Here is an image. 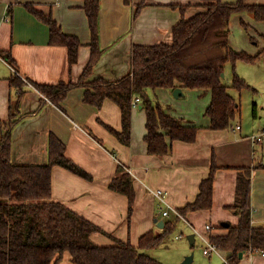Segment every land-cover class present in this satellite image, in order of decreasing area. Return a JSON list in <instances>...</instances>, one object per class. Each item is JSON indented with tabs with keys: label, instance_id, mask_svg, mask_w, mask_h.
I'll use <instances>...</instances> for the list:
<instances>
[{
	"label": "crops",
	"instance_id": "1",
	"mask_svg": "<svg viewBox=\"0 0 264 264\" xmlns=\"http://www.w3.org/2000/svg\"><path fill=\"white\" fill-rule=\"evenodd\" d=\"M26 3H32L45 14L50 13L63 33L78 38L80 45L74 64H69L65 46L49 43L48 25L28 11L24 6ZM198 3L199 0H129V3L100 0L98 40L103 52L88 80L97 77L115 80L130 71L134 44L171 43L173 26L182 17L188 19L204 10ZM186 4L189 6L181 11L180 6ZM246 4H264V0H246ZM83 5L84 0H0V55L9 58L12 61L9 63L33 85L77 82L89 61L92 37ZM138 5L141 7L134 16ZM228 42L237 51L255 55L264 48V21L254 19L249 13L234 14L229 21ZM261 59L257 62L261 63ZM12 75V70L0 59L1 121L8 118L9 103L18 94L17 88L9 82ZM22 86L24 93L19 109L23 117L12 129L13 163H46L48 135L55 134L64 142L66 156L87 171L91 179L56 165L51 171L52 198L114 238L136 245L143 233L149 230L160 233L162 227L157 226L158 221L177 217L172 212L169 217L162 216V209L151 191H164L166 204L175 209L194 201L200 182L209 173L212 156L217 168L212 183L211 208L188 211L181 214L183 217L179 220L191 231L194 228L202 232L209 222L212 226L207 237L210 239L227 233L229 225L236 226L239 222V214L231 206L236 199L238 172L247 168L251 225L264 226V141L257 143L251 138L264 129V122L254 125L248 121L250 124L245 127L240 122H232L224 129H209L208 118L199 121L194 112L201 102L204 113L211 99L210 90L178 86L182 95L193 91L191 97L195 102L188 98L189 104L184 106L185 102L180 105L179 100H174L182 95L171 96L174 89H155L167 104L163 107L166 113L182 117L186 124L197 126L198 130L193 142L167 140L170 144L168 152L153 155L147 152L143 138L146 116L141 103L131 107L130 141L123 144L106 128L108 125L121 129L120 108L111 99H104L97 109L84 102L85 88L77 86L68 92L59 107L46 101L36 88ZM204 95H207L206 99L199 101ZM261 105L264 106V100ZM256 107L257 103L253 102V113ZM253 116L260 117L258 113ZM119 164L133 178L135 199L129 218L127 197L108 186ZM162 208L167 207L162 205ZM191 235L190 244L195 241V234ZM91 239L102 245L113 243L101 233L92 234ZM146 253L157 259L150 249ZM220 253L225 257L221 250ZM59 264L73 263L65 254ZM238 264H264V251L250 253L248 250L242 253Z\"/></svg>",
	"mask_w": 264,
	"mask_h": 264
},
{
	"label": "trees",
	"instance_id": "2",
	"mask_svg": "<svg viewBox=\"0 0 264 264\" xmlns=\"http://www.w3.org/2000/svg\"><path fill=\"white\" fill-rule=\"evenodd\" d=\"M129 3V0H125ZM141 5V4H140ZM140 5L134 11L136 15ZM204 10L186 19L182 17L172 28V42L152 45L134 44L131 50V69L115 80L101 77L88 80L92 67L102 55L98 40L100 0H84L83 9L91 31L90 58L77 82L55 84L36 83L35 88L51 103L61 106L68 92L77 86L85 88L84 102L100 108L104 99H111L120 108L121 129L106 128L123 144L130 141L131 101L141 100L145 111L147 152L163 155L169 150V141L193 142L198 127L188 125L182 117L168 114L163 106L149 97L147 91L176 87L210 90L211 99L204 110L209 129L229 127L239 112L240 103L227 91L221 74L226 63L233 67L230 86L239 92L250 86L235 73V64L242 60L256 63L264 48L255 55L237 51L229 45V21L234 14L249 13L264 21V4H246V0L223 2L199 0ZM25 8L48 25L49 43L67 48L70 65L77 60L80 42L76 36L67 35L58 27L51 14L37 10L32 3ZM189 4L180 6L181 11ZM242 25L245 23L241 21ZM0 53H2L0 51ZM8 61L10 59L8 58ZM9 82L17 88V97L9 103L8 118L0 120V264H59L65 254L73 264H163L150 256L148 249L160 246L170 235L179 218L164 221L160 233L149 230L136 245L121 241L99 226L51 196V171L58 165L86 179L90 174L68 158L65 144L55 134L49 133L47 161L44 164H16L11 159L12 129L19 121V102L23 95V80L13 74ZM38 111V109L36 110ZM34 111V112H36ZM33 112V113H34ZM209 173L202 179L194 201L178 208L180 214L188 211L210 209L212 183L216 164L211 158ZM109 188L124 194L128 199L129 218L135 199L133 178L124 166L116 167ZM249 169L238 172L236 199L231 208L239 214L236 226L211 239L225 254L229 264H238L240 253L248 250L264 251V226L251 225ZM94 233L110 238L112 244H97L91 239ZM193 243H191L192 245ZM223 264H226L223 262Z\"/></svg>",
	"mask_w": 264,
	"mask_h": 264
},
{
	"label": "rangeland",
	"instance_id": "3",
	"mask_svg": "<svg viewBox=\"0 0 264 264\" xmlns=\"http://www.w3.org/2000/svg\"><path fill=\"white\" fill-rule=\"evenodd\" d=\"M261 57L259 58V60L261 59ZM261 60V63H250L242 60L236 62L234 68L235 73L244 78L250 86L249 88L242 89L240 92L230 86L233 72L232 64L228 62L225 65L222 76V83L228 86V93H230L236 100L241 103V109L237 113V116L233 121L234 124L240 122L243 127H245L250 124L248 123V121H250L251 124L254 125H256L259 121L264 122V106L261 105L262 101L264 100V56ZM147 93L151 99L158 101L163 107L167 105L156 93V90L149 89ZM192 95L193 91H188L185 93V95L183 94L177 99L174 98L173 95L171 96L174 98V100H179L178 103L180 105L182 104V102H185L183 105L188 106L189 101H186L188 100V98H190L193 103L195 102L191 97ZM206 97L207 95L200 97L199 101L203 102ZM253 102L257 103V107L255 108L254 113H258L260 117L253 116ZM140 103L141 102H138V104ZM198 104L199 106H195V110H198L194 113L198 114L199 121H207V117H205L203 111L201 110V102H198ZM177 107L179 110L178 104ZM196 231H198L204 237H207L208 235L205 230L202 232L197 229ZM191 234H195V241L193 245L190 244V241L188 239V236ZM178 235H180L181 238H175ZM203 248L204 243L201 241L198 234L193 230L191 231V229H189L182 220H178L175 222L173 230L168 238H166L160 246L152 248L150 249V251L151 254L157 257V259L160 260V262H162L163 264H183V261L188 256H192L191 264H223L224 260L221 257V254L213 253L212 255H206L203 253Z\"/></svg>",
	"mask_w": 264,
	"mask_h": 264
},
{
	"label": "built area",
	"instance_id": "4",
	"mask_svg": "<svg viewBox=\"0 0 264 264\" xmlns=\"http://www.w3.org/2000/svg\"><path fill=\"white\" fill-rule=\"evenodd\" d=\"M0 59L5 63L7 64V66L12 70L13 74L15 75H18L24 82V84L28 87V88H34L35 89V86L30 82L28 81L26 78H24L8 61V59H5L4 57H2L0 55ZM44 99L48 102H50V100L44 96ZM140 101V98L138 97H135L132 99L131 101V107H136L138 102ZM236 128L238 129L239 128V125L236 126ZM251 138L259 143V142H262L264 141V129L253 134L251 136ZM152 194L155 196V198L158 200V205L160 206V208L162 209V216L164 217H169L171 214V212L178 218H182L183 216L180 214V212L178 211V209H175V208H172V206L166 204V197H165V192L160 190V189H156V190H152L151 191ZM162 205H166L167 208L163 209L162 208ZM211 224L209 222H207L205 224V231L208 232L210 231L211 229ZM193 231L196 232L199 237L201 238V241L204 243V248H203V253L206 254V255H210L212 253H217V254H221L220 253V249L219 247L217 246L216 243L212 242V240L210 239V237H204L202 234H200L198 231H196L194 228H193ZM178 237H181L180 235L176 236V238ZM249 252L251 253L252 251L249 250ZM223 260L226 264H229V262L225 259V257H223Z\"/></svg>",
	"mask_w": 264,
	"mask_h": 264
},
{
	"label": "water",
	"instance_id": "5",
	"mask_svg": "<svg viewBox=\"0 0 264 264\" xmlns=\"http://www.w3.org/2000/svg\"><path fill=\"white\" fill-rule=\"evenodd\" d=\"M221 76H223V73L221 74ZM172 94H173L174 97H178L179 95H182V92H181V90H180L179 87H176V88H174ZM140 107H141V106H139V108H140ZM163 223H164V221H163V220H160V221L157 222V226H158V227H163ZM226 225H227V224H225V226H226ZM188 239H189L190 242H191V241H192V235H189V236H188ZM241 255H242V253L239 254L240 257H241ZM191 262H192V256H188V257H186L185 260L183 261V264H191Z\"/></svg>",
	"mask_w": 264,
	"mask_h": 264
}]
</instances>
